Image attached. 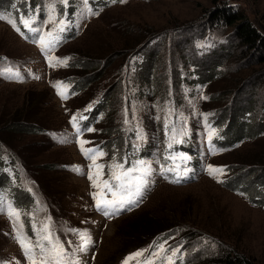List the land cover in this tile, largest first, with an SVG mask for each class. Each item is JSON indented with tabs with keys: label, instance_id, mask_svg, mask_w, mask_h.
I'll return each mask as SVG.
<instances>
[{
	"label": "rangeland",
	"instance_id": "rangeland-1",
	"mask_svg": "<svg viewBox=\"0 0 264 264\" xmlns=\"http://www.w3.org/2000/svg\"><path fill=\"white\" fill-rule=\"evenodd\" d=\"M21 1L24 0H12L13 10L21 7ZM38 1L42 6L38 17L42 21L48 0ZM8 2L0 0V6ZM80 2L82 0H69L67 8L57 3L58 14L62 11L69 20H76L72 24L76 32L52 53L60 59L68 58L66 66L49 67L37 45L25 41L7 22L0 20V73H3L0 75V137L8 140L18 154L12 157L4 153L18 167V181L2 173L11 181L12 190L21 186L22 192L28 191L35 199L34 206L26 210L16 204L11 189L0 188V194L7 201L5 206L10 202L22 212L35 213L37 223L46 216L51 217L53 232L66 248L68 241L73 242V247L79 243L70 229L87 231L93 243L86 252L77 253L80 264H123L126 257L142 249L146 250L144 254L130 264H144L155 244H163L166 251L154 257L150 264H162L163 257L170 255L174 248H180L178 258H173L175 264H205L228 250L264 264V206L254 204L247 195L230 191L223 185L241 169L264 173L261 166L254 164L262 159L264 135L221 152L210 151L207 138L209 127L220 135L221 128L213 123L221 111H234V101L248 106L253 98V106L259 108L264 102V85H241L234 96L222 100L219 90L229 82L224 76L204 89L193 88L182 81L191 72L192 63L200 65L204 61L198 60L193 46L201 53L210 49L209 41L215 35L226 38L224 45L228 47L232 39L236 40L233 28H210L207 16L211 17V10L230 4L264 34V0H224L217 5L211 0H126L124 3L91 0L87 9L98 14H90ZM2 8L12 17L11 5ZM17 26L24 31L19 22ZM200 34L208 35L209 41L199 39ZM149 35L153 36L149 41L155 37L159 41L145 55L153 57L156 76L160 77L163 88L169 89L167 96L163 95V88L156 91L160 81L153 83V91L137 82L136 68L131 69V66L138 53L129 51L119 56L122 47ZM93 60L105 64L100 70L89 72V75L94 74V82L77 68L80 61ZM230 67L227 62L226 73ZM8 69L19 71L23 82H16ZM177 72L181 74L179 82ZM228 76L233 78L236 74ZM84 78L88 89L79 92ZM57 82H64L73 92H78L68 96L67 89V98L61 99L53 87ZM89 105L96 106L94 116L98 110L109 107L105 122L104 115L102 122L94 125V131L81 128L82 138L91 142L85 147L99 148L105 153L98 163L107 165L113 157L120 158L119 153L130 143L137 144L139 151H145V160L152 168L138 205L114 217H105L95 209L91 195L94 190L87 179L89 161L79 151L75 129L71 130V117L83 116ZM126 109L127 125L124 123ZM169 109L180 119L179 126L185 128L191 152V155H174L176 172L181 174L179 183L170 182L176 179V172H163V168L170 166L161 155L164 142L159 140V128ZM19 112L35 117L45 132L30 136L12 133L8 119ZM77 121L81 123L80 119ZM137 129L144 137L140 142L136 140ZM166 152L170 150L164 152V157L169 155ZM185 156L187 160L182 159ZM192 160L193 168L190 167ZM246 164L248 169L243 168ZM208 166L223 169V174L210 176ZM76 168L82 171L78 173ZM185 169H188L186 173ZM261 169L263 171H259ZM104 171V179H107V168ZM250 183L253 187L254 179ZM260 189L264 194V188H257ZM190 212L194 214L192 220ZM160 218L168 221L179 218L186 222L181 224L180 232L167 240H152L149 234L155 232ZM23 220L25 232L31 235V221L27 216ZM0 264H27L5 215H0Z\"/></svg>",
	"mask_w": 264,
	"mask_h": 264
},
{
	"label": "trees",
	"instance_id": "trees-1",
	"mask_svg": "<svg viewBox=\"0 0 264 264\" xmlns=\"http://www.w3.org/2000/svg\"><path fill=\"white\" fill-rule=\"evenodd\" d=\"M8 1L10 2V0ZM211 1L213 4L217 5L224 0ZM33 2L34 4L39 3L38 0H33ZM210 13L211 17L209 15L207 16V18H210V20L208 21L211 24H209L210 28H233L236 40L232 39L231 46L228 47L224 45V42L220 39V37L215 35L211 39L212 45L210 46V49L202 55H198L195 47L193 46V52H195L198 60H204L202 62H204L205 64H202V62L200 65H198V63H192L191 72L189 71L188 77L184 80L182 79V81H186L187 84L191 85L193 88L200 87L204 89L224 76V79L229 80V82L224 83V85L221 87V90H219L221 91L219 94L222 96L220 98L222 100H226V98H228L229 96H234L242 88L241 85L253 86L258 83V87H260L261 85L263 87L264 34L257 27H255L254 24L251 23L246 16L241 13L235 12L232 5L230 4L226 8L217 7L215 10H211ZM205 36L206 34L199 35V37L201 38H205ZM151 37L153 38L152 35L146 36L144 38L138 39L129 46L126 45L125 47H122L123 50L119 54V56H123L129 51L130 53L134 52V54L138 53L137 55L143 56L142 61H140L143 64H141L140 66H138L139 64L135 65L136 70L134 71V73L137 82L142 86H148L149 88H151L150 91H153L155 90L153 83L156 84L157 81H160V88H156V91H161V89L163 88V83L160 77L156 76L157 74L155 62L154 60H152L153 57H151L150 54L145 55V52H147L148 49H154L156 47V43L159 41L157 40L159 39L158 37H155L153 40L149 41V38ZM233 40H235V42ZM141 47L144 48L140 52H138ZM90 62L87 63L85 61H80L77 68L83 70V72H86V78L91 77L88 79L94 82L95 77H92V75L94 74L89 75V72L96 71L100 67H104L105 64H99V62L97 63L94 60ZM227 62H230L231 65L228 73H226L225 70V64ZM208 63H211V65L208 66ZM232 67H234L235 70H233L234 68ZM256 67H258V69H254ZM242 70H244V73H238ZM233 73L236 74L235 77L232 78L231 76H228ZM176 76L177 81L179 82L181 74L177 72ZM172 79L173 76L170 75V80L172 81ZM91 82L89 81V83ZM254 88L257 89V87ZM87 89L88 86L85 84L84 78L83 80H81L78 90L79 92H82ZM150 91L149 94H151ZM162 91H164V96H167V94L169 93V89L165 87L162 89ZM74 92L76 93L78 91L75 90ZM143 93L146 92L143 91ZM217 95L218 94H216V96ZM240 102L241 101L237 100L234 101V105H232L234 110L233 112L232 110H229V112L221 111L218 120L213 123V125L215 124L217 128H221L220 137L216 138L213 142V146L220 152L238 147L244 142L256 140L264 135V102L259 106V108H257V105L253 106V98L250 99L248 106H242ZM108 108L109 107L106 106L103 109L98 110L97 115L95 116L94 114H92L91 117L92 119H94L91 121V123L95 125L97 124L96 122L101 123L103 119L105 122L106 117L108 116ZM95 110L96 107L94 108L93 112ZM20 112L15 113L13 117L8 119V123L11 127L9 130H12V133H15V135L18 136H30L36 134L40 135L45 132L42 127H40L39 121L35 117L28 115L26 112H22L21 114ZM104 115L105 118L101 119ZM172 119L173 122H175V126L178 130H180L181 128L185 130L183 125L179 126L180 119L178 118V116L174 115ZM162 121L163 120H161V124L163 127L161 126L159 128L161 132V135H159V140L165 142V129ZM5 133L11 134L10 131H6ZM184 137L186 138V140L188 139L187 135H184ZM180 138L182 137H179V139ZM188 141L189 139L185 143H187ZM185 143L179 147H184L190 152L188 146H186ZM5 152L11 154L12 157L14 155L18 156L16 151H14V147L8 142V140L6 141L3 137H0V188L12 190V184L9 183L11 181H9L2 172L8 167L10 162L16 168L18 167L12 162V160H10V158L4 156ZM127 152H131V155L136 153L133 144H127L124 151L119 153L120 160L122 156L127 154ZM144 152L145 151L143 150L142 153L144 154ZM260 160L261 161L257 160V162L254 164L258 165L259 167L261 166L260 168L264 169V153L262 155V159ZM247 166L248 165L246 164L243 168L248 169ZM262 169L259 171H263ZM255 172L248 173V170L241 169L240 171L233 173L230 178L226 179V181L223 182V185L230 191L247 195L254 204L264 206V194L261 193L262 189L257 190L258 187L264 188V186L262 185L264 184V173L256 172L255 174ZM257 174L258 176H256ZM8 178L10 179L9 176ZM251 179H254L255 181L253 187H251L250 185ZM12 191L13 197L16 200V204L18 206L24 207V209L26 210H30L31 207L34 206V197H32L28 191L26 193L22 192L21 186H18ZM193 215L194 214H192L191 212L189 213L190 220H192ZM185 222L179 218H174L171 221H168L167 219L163 220L160 218V220L157 222V225H155V228L157 227L155 229V232H150L151 234L149 235H151L152 240L158 238L157 240L159 241H165L169 237L176 235L177 232H180L179 228L182 227L181 224ZM189 223L193 225L195 224L191 221H189ZM183 229L186 230L185 228ZM182 263L183 262H180V264ZM205 264H257V262L245 254L239 253L234 250H228L225 253L218 255L216 258L211 259L209 262H205Z\"/></svg>",
	"mask_w": 264,
	"mask_h": 264
},
{
	"label": "snow or ice",
	"instance_id": "snow-or-ice-1",
	"mask_svg": "<svg viewBox=\"0 0 264 264\" xmlns=\"http://www.w3.org/2000/svg\"><path fill=\"white\" fill-rule=\"evenodd\" d=\"M112 2L115 3L116 0H112ZM120 2L124 3L126 0H120ZM57 3L64 8L69 6V0H48L44 19L40 22H37L38 14L41 12L39 8L34 9L33 12H29L27 15L21 14L19 16V23L23 26L24 31L21 30V27L17 26L16 19L11 18L10 15L6 16L0 13V20L7 22L23 38L28 39L29 37L26 33L31 34V42L37 45L49 67L66 66L68 63V58L60 59L52 55L56 48L63 42V34L68 28L66 14L63 12L57 13ZM82 3L90 14H98L87 9L89 0H82ZM61 16L65 18H60ZM48 25H51V27L49 28ZM8 72L16 82H23V77L19 71L12 72L11 69H8ZM2 74L0 73V75ZM35 78L39 79V77ZM53 87L61 99L67 98L65 90L68 89V85L63 82H57ZM91 107L92 105H89L85 111H90ZM173 115H175L174 110L169 109L163 121L165 136L168 140V149L173 147V143H182L183 141L178 139V137H183L186 134L182 128L180 130L176 128L175 122L170 123V118ZM127 117L128 111L126 109L124 120L126 125L129 123ZM81 119H86V117H81ZM70 123L76 132V143L79 151L89 161L87 179L90 181L91 187L94 190L91 195L95 209L105 217H114L122 211L131 210L132 207L137 206L148 184L147 177L152 172L150 162L144 159H136L131 161V166L125 167V164L129 163L126 157L123 159V162L113 157L111 163L107 165L98 163V160L105 156L103 150L85 147L86 144L91 142L82 138L83 132L77 121V115L71 117ZM83 131L92 132L94 129L85 127ZM215 134L216 129L209 127L207 138L210 151H214L212 139ZM143 139L144 137L140 130L137 129V142ZM133 147L136 148L137 144H134ZM165 159L175 158L171 155H166ZM182 159L187 160V157H182ZM105 168H107V179H104ZM75 171L80 173L82 170L76 168ZM184 171L186 173L188 169ZM207 171L210 176L215 178L216 174L222 175L224 170L208 166ZM163 172H176V167H165L163 168ZM165 178L167 179V176ZM180 179L181 174L176 172V179L170 182L179 183ZM217 182L221 181L218 180ZM28 190L31 191V189ZM0 215L7 216L11 223L13 239L20 247L27 264H80L77 253L86 252L93 243L87 231L70 229L72 234L79 238V243L73 247V242L68 241V247L66 248L65 243L53 232L51 217L46 216L37 223L35 213L22 212V210L13 206L10 202L5 206L2 196H0ZM24 216H27L31 221V235L24 230ZM151 247L152 251L149 253V257L145 259L144 264H150V261L154 257L166 251L163 244H155ZM145 251L142 249L130 254L125 258L123 264H130V261L141 257ZM178 253H180V248L172 249L170 255L163 257L162 264H175L173 258H178Z\"/></svg>",
	"mask_w": 264,
	"mask_h": 264
}]
</instances>
